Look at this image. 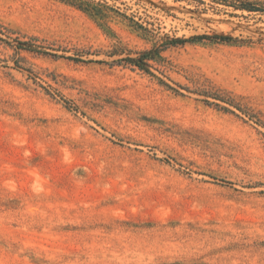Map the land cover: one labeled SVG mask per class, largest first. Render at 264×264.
<instances>
[{"label":"rangeland","instance_id":"1","mask_svg":"<svg viewBox=\"0 0 264 264\" xmlns=\"http://www.w3.org/2000/svg\"><path fill=\"white\" fill-rule=\"evenodd\" d=\"M95 1L105 20L59 0H0V23L64 56L142 51L165 33L242 41L169 47L165 76L0 41V264H264V126L158 79H207L264 124V13Z\"/></svg>","mask_w":264,"mask_h":264},{"label":"trees","instance_id":"2","mask_svg":"<svg viewBox=\"0 0 264 264\" xmlns=\"http://www.w3.org/2000/svg\"><path fill=\"white\" fill-rule=\"evenodd\" d=\"M61 2H65L75 8L82 10L92 16H95L101 20H105L108 16V11L110 7L104 2L101 3L95 0H59ZM203 3V0H197ZM216 4H222L226 7H230L233 11L240 10L246 12H259L264 13V9H261L257 6L249 2L242 3L240 0H210ZM135 29L140 30L141 35L149 36L153 34L152 31L148 30V28L140 25H136ZM15 31L12 28H8L3 26L0 23V41L5 42L7 45L11 46L15 50H25L29 52H34L41 55H50L53 57H65L68 59H72L74 61H91V58H88L89 55H97L103 53L106 55L108 60H97L99 62H103L108 65H120L123 67H130L132 69H138L154 75L152 70H156L161 75H164V72L168 69V62L162 53L169 47H174L178 45H183L186 42H194L199 41L201 39H210L219 42H229V41H242L236 37L226 36V35H197L190 37H178V36H170L169 34L158 35L155 44L145 50L142 51H134L132 49L127 48L126 46L115 45L112 46L108 50L97 49L93 51L89 50H81L74 53L73 56L59 53V48H52L50 46L37 44L36 41L32 38H21L20 36H12ZM66 51V50H61ZM86 57V58H84ZM21 68V66H17ZM160 84L165 86L167 89L172 90L173 92L183 95L180 91L184 89L187 92L195 93L200 96V100L208 105L213 106L217 110H221L223 112L231 113L236 116L238 114L236 112L241 113L247 120H252L256 124H261L264 126L263 122L259 118V114L254 112L246 103L243 102L241 97L235 96L231 91H228L224 88H221L211 81L207 79H203L197 82V86L194 89H190L188 86L182 85L178 82H174L173 80L169 81L173 83V86L169 83L165 82L161 78H158ZM60 99L64 102L65 106L68 109L78 111V108L74 106L69 100L60 97ZM223 183H231L226 180H220Z\"/></svg>","mask_w":264,"mask_h":264}]
</instances>
